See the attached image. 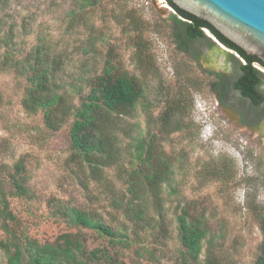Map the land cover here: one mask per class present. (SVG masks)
Returning <instances> with one entry per match:
<instances>
[{
	"label": "rangeland",
	"instance_id": "374dc122",
	"mask_svg": "<svg viewBox=\"0 0 264 264\" xmlns=\"http://www.w3.org/2000/svg\"><path fill=\"white\" fill-rule=\"evenodd\" d=\"M83 1L7 0L0 11V37L12 32L16 61L39 45L60 55L57 81L75 105L81 96L74 88L83 86L86 95L87 80L103 71L109 57L119 72L138 81L143 94L131 115L118 121L116 164L94 180L88 167L72 160V120L59 131H50L41 110L30 113L22 106L25 76L16 66L2 68L0 180L15 216L10 227L23 242L29 238L53 243L62 234L81 232L89 251L107 246L108 240L71 226L62 216L66 209L77 208L127 235L129 247H109V254L120 261L181 264L177 216L187 204L195 216L204 215L207 239L213 241L220 264H255L263 242L259 216L264 215V144L250 140L245 128L218 105L213 87L217 77L209 65L219 49L216 40L204 31L206 40L188 42L187 50L180 49V25L165 0H95L86 8ZM165 8L167 12H161ZM220 49L228 54L217 60L226 69L222 78L228 81L229 66L234 79V69L243 61L225 46ZM5 50L2 47L0 55ZM254 67L264 75L263 67ZM238 104L232 102L239 111L249 112L247 102ZM172 110L176 114L171 126L163 129L161 119ZM152 135L157 151L169 160L172 175L162 186L160 212L151 197L134 201L145 212V220L137 223L121 206L130 199L129 174L137 166L133 144ZM19 163L28 190L23 197L14 195L10 178ZM2 225L0 217V241H5L10 236ZM203 244L200 261L207 247ZM7 261L0 249V264Z\"/></svg>",
	"mask_w": 264,
	"mask_h": 264
},
{
	"label": "trees",
	"instance_id": "16d2710c",
	"mask_svg": "<svg viewBox=\"0 0 264 264\" xmlns=\"http://www.w3.org/2000/svg\"><path fill=\"white\" fill-rule=\"evenodd\" d=\"M165 1L175 11L173 20L180 25L178 39H183V42L179 41L180 49L187 50L188 42L206 40L204 31L208 30L218 42L245 61L244 65H240L243 74L237 87L243 90L244 95L252 94L251 85L264 77L254 65L259 64L264 68V63L257 57L249 56L208 22L180 9L171 0ZM6 4L7 0H0V11L5 9ZM95 4V0H84L82 7ZM13 36L12 32H9L6 37H0V51L2 47L6 48L0 55L2 59L0 70L16 66L25 76L27 86L22 106L30 113L41 110L45 126L50 131H59L70 119L72 120L69 132L73 151L72 160L88 167L90 176L94 180H99L103 169L115 165L119 158L120 151L115 133L119 127L118 121L122 117L131 115L142 97V87L128 73L119 72L113 65V58L109 57L103 71L87 80L86 85L89 90L86 95H83V86L74 88L73 91L81 96L79 104L75 105L67 93L62 91V86L57 81V74L62 69L63 63L61 56L55 55L48 47L39 45L26 58L16 61L11 52ZM142 52L143 50L139 49L137 55L141 60L140 64L145 62L141 57ZM247 83L249 85L246 87ZM175 114L176 111H167L162 117L163 129L170 128ZM155 139L156 136L152 135L147 139H138L137 143L133 144L137 166L133 167L129 174L130 199L121 208L129 219L137 223L145 220V212L139 205H134V201L139 200L141 196L148 199L151 197V202L158 205L157 209L160 212L162 186L164 183H169L172 175L169 160L154 146ZM23 171L24 166L19 163L15 166V173L10 175L14 195L19 197L28 194ZM114 204L119 205L118 201ZM0 205L3 230L10 236V239L0 241V249L7 255V264H126L120 261L117 255H110L109 247L112 249L118 246L129 247L131 241L127 235L118 233L84 210L68 208L62 212V216L75 228L99 234L109 241L107 246L89 251L86 238L81 232L62 234L53 243L40 244L29 238H25L23 242L10 227L9 221H15V216L9 210V201L3 191L1 180ZM259 219L263 242L255 264H264V215H260ZM177 223L178 239L182 249L181 264H220L213 241L207 239L209 231L204 222V215L195 216L191 208L185 204L177 216ZM204 241L207 247L203 261H200Z\"/></svg>",
	"mask_w": 264,
	"mask_h": 264
},
{
	"label": "water",
	"instance_id": "95a60500",
	"mask_svg": "<svg viewBox=\"0 0 264 264\" xmlns=\"http://www.w3.org/2000/svg\"><path fill=\"white\" fill-rule=\"evenodd\" d=\"M171 1L180 9L211 24L249 56L257 57L264 63V0ZM161 12L166 13V8ZM216 42L219 46V49L216 48V54H213L216 61L222 53L228 57V54L220 49L222 44ZM220 64L217 63L220 67L224 66L223 63Z\"/></svg>",
	"mask_w": 264,
	"mask_h": 264
},
{
	"label": "flooded vegetation",
	"instance_id": "af4514ba",
	"mask_svg": "<svg viewBox=\"0 0 264 264\" xmlns=\"http://www.w3.org/2000/svg\"><path fill=\"white\" fill-rule=\"evenodd\" d=\"M216 54V52L214 53ZM213 55V54H212ZM213 62H209L211 64L210 69L211 72H214L217 81L214 83V94L218 101V105L221 107H225V110L235 122L245 128L244 132L249 133L252 137L250 140H260L264 144V77H260V81L256 84L251 85L253 88L252 94L244 95L243 90L240 87H237V84L242 76V69L239 68L234 69L235 77L232 79L229 73L231 72L230 67L228 66V81L222 76H226L223 71L225 67H220L217 65V61L215 59V55L212 57ZM249 83L245 84L247 87ZM228 99V102H226ZM247 102L248 103V113H243L239 111L235 106L232 105V102ZM224 110V111H225ZM228 120H230L228 118ZM264 146V145H263Z\"/></svg>",
	"mask_w": 264,
	"mask_h": 264
},
{
	"label": "bare ground",
	"instance_id": "6f19581e",
	"mask_svg": "<svg viewBox=\"0 0 264 264\" xmlns=\"http://www.w3.org/2000/svg\"><path fill=\"white\" fill-rule=\"evenodd\" d=\"M162 3H163V2H162ZM167 7H168V6H167ZM221 47H224V46L221 45ZM219 64H220V63H219ZM220 65H222V64H220ZM229 113H230V112H229ZM229 113H228V117H229L230 119H233V118L231 117V116H233V115H230Z\"/></svg>",
	"mask_w": 264,
	"mask_h": 264
},
{
	"label": "built area",
	"instance_id": "2783aa9c",
	"mask_svg": "<svg viewBox=\"0 0 264 264\" xmlns=\"http://www.w3.org/2000/svg\"><path fill=\"white\" fill-rule=\"evenodd\" d=\"M206 32H209L208 30H205ZM209 34V33H208ZM214 38V37H213ZM214 40H216L215 38H214ZM217 41V40H216ZM241 60L243 61V64H245V61L241 58Z\"/></svg>",
	"mask_w": 264,
	"mask_h": 264
}]
</instances>
